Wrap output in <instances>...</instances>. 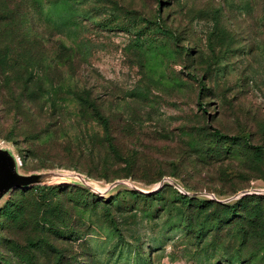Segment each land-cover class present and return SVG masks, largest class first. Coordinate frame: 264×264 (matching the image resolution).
Returning a JSON list of instances; mask_svg holds the SVG:
<instances>
[{
	"label": "rangeland",
	"instance_id": "obj_1",
	"mask_svg": "<svg viewBox=\"0 0 264 264\" xmlns=\"http://www.w3.org/2000/svg\"><path fill=\"white\" fill-rule=\"evenodd\" d=\"M0 143L145 191L15 189L0 264H264V0H0Z\"/></svg>",
	"mask_w": 264,
	"mask_h": 264
},
{
	"label": "water",
	"instance_id": "obj_2",
	"mask_svg": "<svg viewBox=\"0 0 264 264\" xmlns=\"http://www.w3.org/2000/svg\"><path fill=\"white\" fill-rule=\"evenodd\" d=\"M170 183L179 189L181 188L176 182ZM62 184L81 186L89 189L92 193L99 194L119 187L145 192L128 179H118L107 185H101L94 179L71 170L56 169L23 173L19 167L18 157L12 149L0 143V206L15 189H27L36 185L53 186ZM159 186L151 191L157 190Z\"/></svg>",
	"mask_w": 264,
	"mask_h": 264
},
{
	"label": "trees",
	"instance_id": "obj_3",
	"mask_svg": "<svg viewBox=\"0 0 264 264\" xmlns=\"http://www.w3.org/2000/svg\"><path fill=\"white\" fill-rule=\"evenodd\" d=\"M92 110H93V114L96 116V118L98 119V120H100V122L103 124V126H104V130H105V132H106V135L107 136H109V137H111V134H110V129H109V122H108V119L99 111V110H97L95 107L94 108H92ZM215 132H216V134H218V135H221L220 134V132L216 129L215 130ZM40 185H36V186H32V187H39ZM42 187H52V186H45V185H41ZM31 188V187H30ZM27 189H29V188H27ZM125 189H127V190H130V191H133L134 192V190H132V189H128V188H125ZM88 190V189H87ZM135 193H138V192H136L135 191ZM5 204L3 203L1 206H0V211L2 210V208H3V206H4Z\"/></svg>",
	"mask_w": 264,
	"mask_h": 264
}]
</instances>
